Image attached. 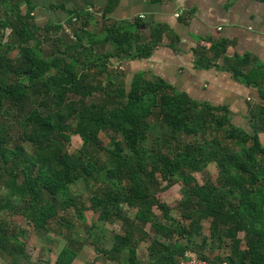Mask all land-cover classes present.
<instances>
[{
  "label": "trees",
  "instance_id": "1",
  "mask_svg": "<svg viewBox=\"0 0 264 264\" xmlns=\"http://www.w3.org/2000/svg\"><path fill=\"white\" fill-rule=\"evenodd\" d=\"M113 5L107 0L104 19ZM33 8L32 0H0V113L8 120L0 125V254L10 264H38L31 260L26 230L11 225L18 215L39 234L61 235L65 241L54 264H72L88 243L75 236L73 219L86 222L90 210L97 221L88 234L99 237L103 224L122 222L110 248L95 242V250L119 264H141L136 248L142 239L149 242L153 264H177L189 249L212 261L264 264V146L259 138L264 113L251 116L253 131L247 132L231 122L226 107L199 104L161 78L137 72L126 88L123 78L110 76L106 67L115 57L146 54L149 43L139 45L135 33L140 24L128 29L105 24L102 32L91 33V13L72 11L67 24L75 40L67 44L59 36L50 39L51 25L32 22ZM46 40L53 43L47 49L42 47ZM107 44L113 50L99 55L96 48ZM15 49L18 54L11 56ZM211 50L223 55L225 42L211 44ZM204 55V50L199 53ZM90 71L107 77L93 84ZM153 113L164 130L156 137L158 146L148 148L143 142ZM212 130H223V137L206 138ZM100 131L109 137L107 146ZM72 135L82 138L78 154L67 147ZM210 163L217 164L218 174L199 180L197 174ZM158 174L166 182L163 190L182 182V197L174 204L180 218L157 197ZM79 180L91 187L89 204L71 188ZM204 222L209 238L225 250L221 258L202 252ZM174 236L185 242L172 241ZM198 236L203 237L200 245Z\"/></svg>",
  "mask_w": 264,
  "mask_h": 264
},
{
  "label": "crops",
  "instance_id": "2",
  "mask_svg": "<svg viewBox=\"0 0 264 264\" xmlns=\"http://www.w3.org/2000/svg\"><path fill=\"white\" fill-rule=\"evenodd\" d=\"M32 1V22L38 27L51 25L56 34L65 31L72 11L91 13L87 25L91 33L97 32L98 24H116L127 29L140 24L135 33L140 37L139 45L149 43L146 54L115 57L109 63L125 86L127 82L130 85L137 72L149 79L161 78L199 104L226 107L231 122L247 132L253 131L251 116L264 113V0H114L105 19L103 9L107 0ZM25 11L23 6L22 12ZM220 41L225 42V50L216 57L211 44ZM203 50L204 58L199 56ZM235 68L243 75L238 77ZM259 138L264 146V131L259 132ZM103 226L105 230L92 246L96 242L108 249L113 244L114 232L120 233L122 228L110 231L109 223ZM45 236L42 250L36 249L33 255L38 259H31L38 264H54L61 247L58 248L57 241L46 246L49 238ZM177 240L182 242L177 236L172 238ZM148 244L145 239L137 243L141 264H153ZM86 248L79 251L72 264H119L98 250L95 254ZM48 252L53 256L51 262ZM222 256L217 254L213 258Z\"/></svg>",
  "mask_w": 264,
  "mask_h": 264
},
{
  "label": "rangeland",
  "instance_id": "3",
  "mask_svg": "<svg viewBox=\"0 0 264 264\" xmlns=\"http://www.w3.org/2000/svg\"><path fill=\"white\" fill-rule=\"evenodd\" d=\"M100 23V22H99ZM8 31V29H7ZM103 31V26L98 24L97 26V32H102ZM38 36H42V35H45L46 33H37ZM50 37L51 40L57 38L58 36L63 40V43H67L69 44L70 42H72L73 40H75V36L73 35V32L70 30V31H60L59 33H50L48 35ZM51 40H46L43 42V45L42 47L47 49V48H50L53 43ZM59 43V42H58ZM59 46L61 49L64 48V45L59 43ZM97 50V53L99 55H101L102 53H104L106 50H113V47H112V44H107V45H104V46H98L96 48ZM18 54V50L15 49L14 51L11 52V56H16ZM113 64H108V71L111 72L110 73V76H116L117 73H115V70L112 69ZM96 70V68H95ZM91 74H92V77L90 78V82H92L93 84H95V82L97 81H105L107 75L106 74H99V72H96V71H90ZM129 82L126 83V88L129 87ZM99 92H95V96L93 98H97L99 97ZM88 100H90V98H88ZM87 100V101H88ZM7 114L5 112L3 113H0V125L2 126H6L7 125ZM14 126L17 127V124H15ZM12 130H15L14 127H12ZM164 130V127L161 125L160 121L157 119V116L155 113H153L151 116H150V128L148 130V133H147V138L144 140V145L148 148H152V147H156L158 146V144L156 143V137L157 136H160L162 134ZM223 130H220V131H214L212 130V132H207V134L205 135L206 138H212L214 135H216L218 138H221L223 137ZM98 137L99 139L101 140V143L102 145L104 146H107L108 143H109V137L106 136V134L102 131H100L98 133ZM25 145L27 146V148H29V144L28 143H25ZM82 145V138L81 136L79 135H72L71 137V140L70 142L68 143L67 147L68 149L70 150V152L72 153H76L78 154L79 153V148L81 147ZM218 174V167H217V164L215 163H210L208 165L207 168H205L204 172L203 173H198L197 176H198V179L201 180L202 178H204V176H208L209 178H215L216 175ZM158 177H159V174H158ZM159 181H160V184L157 183V197L166 202L169 206H171V212L170 214L176 218H180V213H179V209H177L175 207V203L178 202L180 200V198L182 197V193H181V187H182V182L179 181L177 183H175L174 185H172L171 187L163 190L161 189L163 186H165L166 182L163 180H160V177H159ZM72 190L75 192V193H79L81 196H82V199L84 200V202L86 204H89V197L91 195V187L83 180H79L77 181L76 183H74L72 186H71ZM5 192V191H3ZM124 208L130 213V214H133L134 213V209H130L128 208L126 205H124ZM156 211L159 213L160 211L158 209H156ZM85 214H86V222H81L78 220V218H74L73 221L76 222V226L78 227L77 231H76V234L75 236L77 238H81V239H85L86 243L84 246L87 247L86 249L88 250V248H90L91 250H93L92 252H96L95 251V246L93 245L92 246V243H94V238H97L98 235L93 232L92 235L91 233L88 234L87 232V228L91 226V224L93 223L92 221H97V214L90 211V210H86L85 211ZM13 226L16 227L15 230H19V229H23V230H26V239H27V242H28V251H29V254H31V258L33 259V256L34 255V252L35 250H42V237L43 238H46L45 234H40V237H37L35 238V236H38L39 235V232L35 231V229L32 227V225L24 218H22L21 216H18L16 215L14 217V220H12V224ZM207 222H204V233L206 234V237H207V241L205 243V248H202V252L206 255L208 254V256L210 257H215L217 254H219L220 256L221 255H224L225 254V250L222 248V246L218 245V240H214L212 241L211 238H209V229H208V226H207ZM109 226H110V231L112 230H115L116 228L118 230H121L122 228V223L120 220H114L112 222L109 223ZM147 229H149V226L147 227ZM53 233V232H52ZM54 234V235H53ZM53 234H48L47 233V238L48 239V242L46 243V246H48L50 243L52 242H58V248L61 247V244L64 243V239L62 238L61 235H56L55 233ZM241 236H244V233H240ZM108 236H111V235H108ZM35 238V239H34ZM38 238L40 239V242H38ZM182 242H185V240L181 239ZM202 241H203V237L202 236H198L196 238V243L197 244H202ZM53 246H55V244H52ZM197 248V246L195 245V249ZM96 254V253H95ZM38 256H36L35 258H37ZM47 257L49 259V262H51V260H53V256L51 257V254H47ZM86 258H92V257H87L85 256ZM31 259V260H32ZM0 264H10V259L7 258V255L6 254H0Z\"/></svg>",
  "mask_w": 264,
  "mask_h": 264
},
{
  "label": "built area",
  "instance_id": "4",
  "mask_svg": "<svg viewBox=\"0 0 264 264\" xmlns=\"http://www.w3.org/2000/svg\"><path fill=\"white\" fill-rule=\"evenodd\" d=\"M75 19V18H74ZM65 30L70 31L68 24L65 25ZM177 264H229L226 260L212 261L206 258H201L197 252L188 250L183 257L178 258Z\"/></svg>",
  "mask_w": 264,
  "mask_h": 264
}]
</instances>
